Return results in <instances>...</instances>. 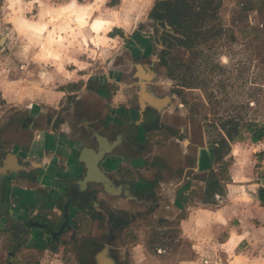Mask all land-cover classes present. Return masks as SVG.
<instances>
[{
    "label": "rangeland",
    "instance_id": "rangeland-1",
    "mask_svg": "<svg viewBox=\"0 0 264 264\" xmlns=\"http://www.w3.org/2000/svg\"><path fill=\"white\" fill-rule=\"evenodd\" d=\"M158 1L0 0V95L27 91L28 99L46 97L39 107L42 111L31 117L18 106L0 105L1 147L10 152L18 147L25 149L33 138V128L51 130L47 125L53 109L50 104L58 100L47 96L56 91L70 92L73 81L87 84L88 92L100 88L111 99L115 96L114 105L128 99L129 106L135 107V89L131 94L128 87L143 63L155 74L154 88L161 95L173 96L163 120L177 129L178 136L150 144L147 162L139 170L121 165L130 172L127 178L135 181L143 170L154 178L166 168L163 178L169 181L180 167L197 161L200 149L211 151L214 141L231 128V121L245 128L243 138L252 142L247 126L261 125L264 116V0H217L221 7L216 18L204 22L202 28L205 31L215 26L216 34L198 36L189 46L177 42L176 30L149 18ZM201 1L189 0L198 6ZM150 36L156 42L154 53L137 62V49L151 47ZM163 37L170 41L162 43ZM162 57L168 58L169 66L162 65ZM121 76L116 83V77ZM84 95L89 102L95 100ZM63 101L66 112L70 99ZM95 101L107 104L111 100L97 97ZM25 120L28 126L36 123L30 132L20 129L19 124ZM158 159L167 161L173 170L168 165L158 169ZM149 161L155 167L150 168ZM171 188L167 186L164 195H170ZM98 197L108 211L137 214L116 241L121 264H181L194 257L192 242L181 238L178 227L186 212L153 209L154 214H149L153 206H158L124 196L102 193ZM93 227L88 223L79 235L91 232ZM99 227L96 231L103 235ZM6 245L0 232V264H6ZM33 257L41 264H76L73 260L63 263L61 257L50 253Z\"/></svg>",
    "mask_w": 264,
    "mask_h": 264
},
{
    "label": "flooded vegetation",
    "instance_id": "flooded-vegetation-1",
    "mask_svg": "<svg viewBox=\"0 0 264 264\" xmlns=\"http://www.w3.org/2000/svg\"><path fill=\"white\" fill-rule=\"evenodd\" d=\"M149 18L164 28L176 30L179 36L174 38L179 44L180 40L184 39L183 33L171 25L168 20L156 19L151 16V13ZM149 38L148 40H152L151 47L148 45L143 50L137 49V56H134L137 62L153 55L156 42L151 36ZM169 41L166 37L162 39V43ZM163 52L164 55L165 52L167 53V51ZM162 59V65L169 66L168 58L162 57ZM137 68V76L128 87L131 94L135 89L133 93L137 101L135 107L129 106L128 99H125V103L114 105L113 102L117 103L115 96L111 99L112 96L109 93H103L100 88L96 89L98 94L102 98H109L110 103L108 102L107 105L93 100L85 104L78 100L84 87V84L80 85L79 82L70 83L69 88L72 89L70 92L60 91L64 93V98L57 108L52 107L47 125H50L54 133L72 143L71 147L74 151L72 155L58 153L61 163L70 159L73 161L76 155L75 160L83 170L81 179L68 177L63 181L67 184L65 191H50L40 187L37 171H28L31 166L17 154L18 150L13 149L10 152L3 148L0 165L7 155L12 153L16 155L18 164L22 167L19 173L10 170L4 175L5 182L2 188L4 209L0 207V232L4 233L7 244L6 264H10L16 258L24 260L33 256L44 257L48 253L61 257L63 263L73 260L76 264H121L116 254L119 250L116 248V241L121 237L122 232L134 222V217L136 220L137 214H132L127 210L108 211L99 200L100 194L124 196L131 201H144L148 205H157L158 207L153 206L151 211H148L149 214H154L153 209L164 212L166 206L172 203L171 195H164L169 185H172L171 190L175 189L174 194L177 199L174 205L176 207L196 200L208 202L211 196L219 191L218 172L214 164L229 143L226 132L221 133L219 139L212 144L214 160L204 165L203 168L198 165L197 161H191L188 165L180 167L178 174H171L169 181L163 178L162 172L166 168L149 181H139V177L135 181L127 178L130 172L128 168L121 169L123 163L129 164L131 171L139 170L140 166L137 167L133 163L138 159L143 147L159 143L165 137L178 136L177 129L163 120V114L172 103L173 96L161 95L154 88L155 74L150 72V68H147L145 63L140 68L138 65ZM121 79L122 76L121 78L116 77L115 82L119 84ZM101 86L104 90L103 85ZM69 99L70 106L65 112L63 111V100ZM66 122L70 124L72 130L74 129L75 139H71L69 134L60 131ZM19 125L20 129L25 131L30 126L34 127L36 123L28 126L25 120L23 125ZM167 132L170 134H166ZM103 151L104 155L97 160L96 170L93 172L103 174L108 179L109 186L107 187L101 181H91L82 188V182L92 171L88 164L95 161ZM83 153H85V160L81 161L80 157ZM148 163L150 165V161ZM157 164L160 169V167H166L168 162L158 159ZM152 166L155 167V163H152L150 168ZM168 167L173 170V167L169 165ZM116 170H119L122 177H113ZM12 185L31 188L35 193L25 194L13 188ZM179 192L182 193L181 195L188 193L184 195L187 197L186 200L179 198ZM77 193H85V195L81 196ZM91 195L96 198L98 206L89 197ZM165 220L167 221V218ZM88 223L94 225L93 230L83 236L79 235L81 229ZM99 226L104 231L103 235L96 231V227L100 228Z\"/></svg>",
    "mask_w": 264,
    "mask_h": 264
},
{
    "label": "crops",
    "instance_id": "crops-1",
    "mask_svg": "<svg viewBox=\"0 0 264 264\" xmlns=\"http://www.w3.org/2000/svg\"><path fill=\"white\" fill-rule=\"evenodd\" d=\"M86 86L87 84H84L78 100L89 104L91 101L89 102L84 94L89 98L93 96L95 100L100 95L97 90L88 92L89 90H85ZM26 92L14 93V95L3 92L2 99L6 104L18 106L21 110L29 112L31 117L39 113V107L44 104L46 97L28 99ZM50 98L58 100L57 104H50L51 107L57 108L64 98V93L56 91L51 96H47V99ZM262 124H264V116ZM44 127H47L46 124ZM30 128L33 127L30 126L25 131L30 132ZM33 130L34 135L30 145L25 149L16 148L17 154L31 166L28 171H37L40 187L50 191H65L67 184L63 181L68 177L81 179L83 171L75 160L76 155L73 161L70 159L65 163H61L58 156V153L72 155L74 151L71 141L61 138L59 134L46 128H33ZM60 131L75 139L74 129H71L69 123L62 125ZM228 144L229 150L226 152V147L223 161L229 164V179H225L221 174V163L219 160L216 161L214 168L218 172L219 191L215 192L208 202L196 200L176 207L175 189L170 193L172 203L167 205L165 210L177 214L186 212L185 216L180 218L178 227L182 232L181 238L190 240L194 250V257L181 264H264V204L259 199V189L263 187L261 180L264 177V139L258 142H246L243 138L234 142L229 141ZM142 149L138 159L133 163L141 168L147 162L146 151L149 147L145 146ZM213 160L212 149L211 151L200 149L197 159L199 166L203 168ZM122 165L126 167L129 164ZM20 169L16 168L14 172L19 173ZM148 173L146 170L141 171L139 181L151 180ZM114 174V178L122 177L119 170ZM12 187L25 194L35 193L31 188L14 185ZM181 194L179 192V198L186 200L187 197L184 195L188 193Z\"/></svg>",
    "mask_w": 264,
    "mask_h": 264
},
{
    "label": "trees",
    "instance_id": "trees-1",
    "mask_svg": "<svg viewBox=\"0 0 264 264\" xmlns=\"http://www.w3.org/2000/svg\"><path fill=\"white\" fill-rule=\"evenodd\" d=\"M196 1V0H195ZM198 1V0H197ZM221 7V2L217 0H204L200 2V5L190 3L189 0H162L158 1L151 11V16L156 19L168 20L171 25L178 28L184 35V39L180 40V44L189 46L196 41L198 36L209 35L214 36L213 33L215 26L207 30H202L203 23L212 18H216L217 10ZM251 6L248 10H251ZM5 101L0 95V105ZM231 128L226 129V133L230 142L243 139V131L245 128L240 127L239 123L231 121ZM227 127V124L224 126ZM248 132L253 136V141L258 142L264 139V124L255 125L249 123L247 126ZM227 151L229 150V144L226 145ZM3 148L0 145V158L3 155ZM261 158V155L260 157ZM221 163V174L225 179H229L228 168L229 164L223 161V154L218 159ZM259 199L264 204V187L259 189ZM10 264H40L39 260L35 257L24 259L20 261H12Z\"/></svg>",
    "mask_w": 264,
    "mask_h": 264
},
{
    "label": "water",
    "instance_id": "water-1",
    "mask_svg": "<svg viewBox=\"0 0 264 264\" xmlns=\"http://www.w3.org/2000/svg\"><path fill=\"white\" fill-rule=\"evenodd\" d=\"M106 150H109L108 148H106ZM104 155V151L103 152H101L100 154H99V156H98V158H96L95 159V161H93V162H91V163H89L88 165H89V169H91L92 171H90V174L87 176V178H85V180L82 182V188H84L85 186H86V183L87 182H91V181H101V182H103L107 187L109 186V184H108V179L106 178V177H104V175L103 174H101V173H96V172H93L94 170H96L95 169V164H96V162H97V160L99 159V158H101L102 156ZM10 160H11V162L13 161V163H14V165H15V163L17 164V166H15L14 167V165H13V163L11 164L10 163ZM80 160L81 161H84L85 160V153H83L82 154V156L80 157ZM16 168L17 169H20V168H22L19 164H18V158L16 157V155L15 154H12V153H9L8 155H7V157L3 160V163H2V165H0V207H1V209L3 210L4 209V205H3V203H2V188H3V185H4V182H5V177H4V175H5V173L7 172V171H10V170H12V171H16ZM261 184H262V186L264 187V177L262 178V180H261ZM78 195H81V196H83V195H85V193H77ZM84 197H86V196H84ZM88 197V196H87ZM92 200H93V202H94V204L96 205V206H98V204L96 203V198L94 197V196H89Z\"/></svg>",
    "mask_w": 264,
    "mask_h": 264
}]
</instances>
